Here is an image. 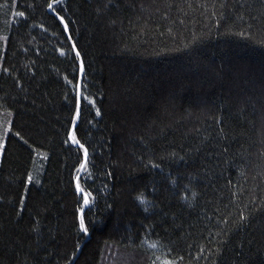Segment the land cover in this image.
Here are the masks:
<instances>
[{"label":"trees","instance_id":"16d2710c","mask_svg":"<svg viewBox=\"0 0 264 264\" xmlns=\"http://www.w3.org/2000/svg\"><path fill=\"white\" fill-rule=\"evenodd\" d=\"M0 142V264H264V0H0Z\"/></svg>","mask_w":264,"mask_h":264},{"label":"snow or ice","instance_id":"6c2138e0","mask_svg":"<svg viewBox=\"0 0 264 264\" xmlns=\"http://www.w3.org/2000/svg\"><path fill=\"white\" fill-rule=\"evenodd\" d=\"M73 141L76 142L74 136H73ZM78 188H79V185H78ZM84 203H85V205H87L89 203L87 196H85V198H84ZM81 211H83V210H81ZM80 229H81V231H84L85 233L87 232V227L85 225V221H84L83 217H81V220H80Z\"/></svg>","mask_w":264,"mask_h":264},{"label":"water","instance_id":"95a60500","mask_svg":"<svg viewBox=\"0 0 264 264\" xmlns=\"http://www.w3.org/2000/svg\"><path fill=\"white\" fill-rule=\"evenodd\" d=\"M64 28H65V26H64ZM77 98H78V101H80V93H79V90L78 89H77ZM78 119H79V106L77 108L76 122L78 121ZM85 156H87V154ZM85 161H86V158L84 159V161L82 163V166L85 164ZM79 176H80V174L77 176V179L79 178ZM77 179H76V181H77ZM78 192H80L79 189H78Z\"/></svg>","mask_w":264,"mask_h":264},{"label":"rangeland","instance_id":"374dc122","mask_svg":"<svg viewBox=\"0 0 264 264\" xmlns=\"http://www.w3.org/2000/svg\"><path fill=\"white\" fill-rule=\"evenodd\" d=\"M7 125H8V124L6 123L5 126H3V127H6ZM6 132H7V131L5 130L4 134H6ZM4 134H3V135H4ZM0 145H1V142H0ZM112 258H113V259H116V261L118 262V264H124V262H121V259L119 260V257L113 255ZM106 262H108V258H105V260H104V264H106ZM110 263H111V262H110ZM110 263H109V264H110ZM112 264H114V262H113Z\"/></svg>","mask_w":264,"mask_h":264}]
</instances>
